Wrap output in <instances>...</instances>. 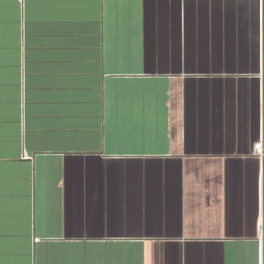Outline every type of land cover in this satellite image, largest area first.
I'll return each mask as SVG.
<instances>
[{
  "label": "crops",
  "instance_id": "crops-1",
  "mask_svg": "<svg viewBox=\"0 0 264 264\" xmlns=\"http://www.w3.org/2000/svg\"><path fill=\"white\" fill-rule=\"evenodd\" d=\"M264 0H0V264H264Z\"/></svg>",
  "mask_w": 264,
  "mask_h": 264
},
{
  "label": "built area",
  "instance_id": "built-area-1",
  "mask_svg": "<svg viewBox=\"0 0 264 264\" xmlns=\"http://www.w3.org/2000/svg\"><path fill=\"white\" fill-rule=\"evenodd\" d=\"M262 142H263V138L259 142H257L256 144H254V147H253V153H254V155L261 156V155L264 154V152L262 151V148H263Z\"/></svg>",
  "mask_w": 264,
  "mask_h": 264
}]
</instances>
